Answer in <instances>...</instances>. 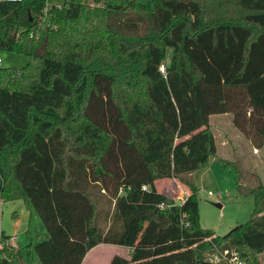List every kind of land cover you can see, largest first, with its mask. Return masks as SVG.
<instances>
[{
    "label": "trees",
    "instance_id": "1",
    "mask_svg": "<svg viewBox=\"0 0 264 264\" xmlns=\"http://www.w3.org/2000/svg\"><path fill=\"white\" fill-rule=\"evenodd\" d=\"M62 1H0V50L26 59L0 67V201L40 217V264H81L100 243L131 249L110 264H226L206 260L215 249L262 264L264 185L219 235L191 174L217 153L213 114L264 146V0ZM163 178L188 192L179 206ZM2 243L3 264H29Z\"/></svg>",
    "mask_w": 264,
    "mask_h": 264
},
{
    "label": "rangeland",
    "instance_id": "2",
    "mask_svg": "<svg viewBox=\"0 0 264 264\" xmlns=\"http://www.w3.org/2000/svg\"><path fill=\"white\" fill-rule=\"evenodd\" d=\"M137 1L147 3L149 0ZM46 2L47 5L60 6L63 1ZM220 11L224 15L222 7ZM165 53L164 64H167L172 55V48L167 47ZM25 62V56L20 53L0 50V67L19 68ZM232 118L230 112L209 117L217 155L191 174L198 189L200 223L202 227L209 228L219 235L250 219L254 210L253 189L259 183L264 185V146L260 149L254 148L250 140L233 125ZM158 184L162 192L175 198L176 206L182 203L185 196L183 191H187L177 179H160ZM100 207L111 210L112 204L106 196L101 197ZM99 224L105 228L108 222L101 217ZM0 231L16 236L14 245L21 248L28 257L29 264H40L34 244L39 240L37 234L44 233L45 227L31 204L22 198L0 201Z\"/></svg>",
    "mask_w": 264,
    "mask_h": 264
},
{
    "label": "crops",
    "instance_id": "3",
    "mask_svg": "<svg viewBox=\"0 0 264 264\" xmlns=\"http://www.w3.org/2000/svg\"><path fill=\"white\" fill-rule=\"evenodd\" d=\"M164 179H167V178H163L161 180H164ZM158 180L155 181V187L158 191L162 192V190L158 187L159 186ZM183 194H185V196L182 199V201L185 199L188 192L183 191ZM178 197H180V195ZM175 203H176V200H175ZM130 252H131V249L128 246L110 244V243H100L87 251L81 264H110V261L112 260L114 256H120L125 259H129Z\"/></svg>",
    "mask_w": 264,
    "mask_h": 264
},
{
    "label": "built area",
    "instance_id": "4",
    "mask_svg": "<svg viewBox=\"0 0 264 264\" xmlns=\"http://www.w3.org/2000/svg\"><path fill=\"white\" fill-rule=\"evenodd\" d=\"M2 2H11V1H17V0H0ZM41 19H43L41 17ZM160 70L164 71V65L162 64L160 66ZM16 240L15 235H9L8 239H5L4 241L0 240V264H3L2 261L8 260L5 253L2 251L3 243L5 242L6 245H14V242ZM206 260L209 263H218V262H224L226 264H246V262L238 257L237 254L229 251L228 249L219 250L215 249V251L208 253L206 256Z\"/></svg>",
    "mask_w": 264,
    "mask_h": 264
}]
</instances>
